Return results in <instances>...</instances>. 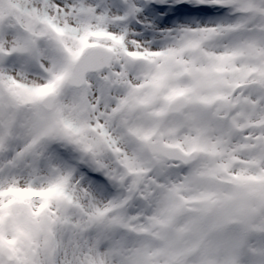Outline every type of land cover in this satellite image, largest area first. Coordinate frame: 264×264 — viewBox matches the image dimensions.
Instances as JSON below:
<instances>
[{
	"label": "snow or ice",
	"instance_id": "obj_1",
	"mask_svg": "<svg viewBox=\"0 0 264 264\" xmlns=\"http://www.w3.org/2000/svg\"><path fill=\"white\" fill-rule=\"evenodd\" d=\"M0 264H264V0H0Z\"/></svg>",
	"mask_w": 264,
	"mask_h": 264
}]
</instances>
